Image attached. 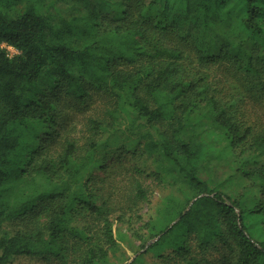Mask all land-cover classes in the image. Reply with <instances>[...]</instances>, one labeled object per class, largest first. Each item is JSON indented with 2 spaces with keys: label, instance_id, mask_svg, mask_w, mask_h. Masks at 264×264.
Listing matches in <instances>:
<instances>
[{
  "label": "trees",
  "instance_id": "16d2710c",
  "mask_svg": "<svg viewBox=\"0 0 264 264\" xmlns=\"http://www.w3.org/2000/svg\"><path fill=\"white\" fill-rule=\"evenodd\" d=\"M228 71L264 106V0H0V264H264V124L213 79ZM60 91L98 100L82 143ZM117 131L168 189L127 247L112 212L132 206L98 185Z\"/></svg>",
  "mask_w": 264,
  "mask_h": 264
},
{
  "label": "rangeland",
  "instance_id": "374dc122",
  "mask_svg": "<svg viewBox=\"0 0 264 264\" xmlns=\"http://www.w3.org/2000/svg\"><path fill=\"white\" fill-rule=\"evenodd\" d=\"M7 49L9 54L14 53L15 51L12 47H7ZM213 79H217L216 83L219 85L222 84L225 88H228L229 91L227 93L232 94V96L240 100V108L238 107V112L241 111L243 115L245 114L250 117L249 119H253L259 124H264V106L258 101H253V97L246 88L247 79H243V77L241 78L237 73L232 74L230 71L222 75L215 74V78ZM55 98V106L60 113V117H62L67 124V128L70 129V135H76L79 143H82L86 136V133H83V125L85 123L84 116L92 112V108L98 103V100L95 97H90L85 103L78 104L77 101L64 95L63 91H60ZM116 135L117 136H112L108 133H104L102 136V139L105 138V145L100 147V153L106 158V161L103 163L106 167V171H100V177L103 176L104 179L101 182L99 181L98 185H109L111 193L118 194L117 196L120 195L121 197L119 196V198L121 202L123 201L127 206H132L131 209L125 210L124 217L120 221L114 220L116 215L114 213L117 212V210L112 212L113 227L118 235L120 233L126 235L122 243L124 247H127L131 230L133 228H138L148 218L154 220L157 217L155 210L161 206L164 197L168 194V189L164 188L162 185L156 184L151 177H147L146 174L155 169V163L154 160L147 159L138 153L139 146L134 140L136 135H127L120 131H117ZM120 145L126 146L127 150L120 151ZM215 145L217 146V144ZM135 178H139L146 189L150 191L147 202L136 201L133 204L130 199L133 188L132 181ZM120 185L121 188L119 187ZM173 222H175V220L171 223ZM21 227H23V224L16 221L14 223H7L4 230L10 232ZM155 240L156 238L150 239L148 243L154 242ZM160 244L161 245L154 246L150 252L145 254L147 260L151 259L156 253L166 252L172 247V244L170 245L167 243V239L160 242ZM142 250L143 249H139L138 252ZM128 254L130 255L129 250ZM8 264L56 263H50V261L44 258L18 257Z\"/></svg>",
  "mask_w": 264,
  "mask_h": 264
}]
</instances>
